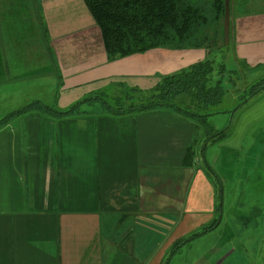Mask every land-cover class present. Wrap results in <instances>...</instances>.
I'll list each match as a JSON object with an SVG mask.
<instances>
[{"label": "crops", "instance_id": "obj_1", "mask_svg": "<svg viewBox=\"0 0 264 264\" xmlns=\"http://www.w3.org/2000/svg\"><path fill=\"white\" fill-rule=\"evenodd\" d=\"M229 9L231 57L257 80L264 76V0H229ZM50 35V52L1 47L0 85L43 87V75H52L45 63L58 62L55 94L38 97L59 111L97 92L145 95L160 77L204 59L200 50L154 49L108 64L102 46L84 42L76 45L83 53H72V47L58 44V35ZM30 99L40 102L27 96L23 104ZM87 104L81 114L33 111L0 127V264H143L133 251L139 243L156 245L157 237L166 236L162 247L168 248L206 221L220 224L221 191L204 169L216 155L215 167L229 168L242 136L235 144L218 143L205 159L195 146L205 126L178 111L118 115ZM251 113L244 119L248 128L257 124H251L258 116ZM235 114L223 117L228 136ZM249 147H264V135ZM162 259L156 255L153 264Z\"/></svg>", "mask_w": 264, "mask_h": 264}, {"label": "rangeland", "instance_id": "obj_2", "mask_svg": "<svg viewBox=\"0 0 264 264\" xmlns=\"http://www.w3.org/2000/svg\"><path fill=\"white\" fill-rule=\"evenodd\" d=\"M189 1L194 5L198 4L195 3V0ZM206 4L208 6H205V3L197 6H205V15L208 18H212V6L208 2ZM91 21L83 0H0V48L7 46L12 49H43L46 52L48 50L50 52L51 45L49 43L52 42L50 34H55L59 37L58 44L72 47L70 49L72 53H83V49L80 52L77 51L79 49L77 46L84 42H87L89 47H95V44L99 47L102 46L99 29ZM207 28H210V24ZM91 42L94 44H91ZM13 43H19L20 45L13 46L11 45ZM188 50H200L204 58L202 61L208 59V56H213L212 59L214 58L217 62V71L212 74L214 78L212 83L214 84L219 76L217 72L222 70L224 73L222 86L227 91L232 90V94L229 92L230 94L225 95L222 103L216 109H208L211 115L204 118L206 125L200 123L205 127L200 129V134L198 132V135L195 137L197 140L195 146L201 147L199 156L202 158L200 153H204L205 159H207L211 152L216 151L218 143L211 144L209 136L212 132H219L227 127L228 118L226 120L223 118L225 114L236 112L235 115L237 116L235 122L232 121L231 123L235 125L234 129H230L229 136L223 141H231L235 144L236 139L242 136L240 141L241 147L238 149L237 147H233L237 150L234 156H230L229 168L228 166L223 167L219 164L221 168L217 169L215 164L218 161V155H216L213 162H210L206 169H204L207 178H212L217 186V190L221 191L223 201L220 224L214 230L190 240L178 250L174 249L180 245V242L172 244L168 248L162 247L163 241L166 238L164 236L162 241L159 240V237L156 238V245L150 243L152 245L143 246L139 243V247H134V254H138L137 259L143 262V264H153V259L158 254L165 256L161 264H264V147H249L259 135H264L262 132L264 117H261V114L264 113V96H260L264 94V90L254 96V100L247 105H239L242 96L248 94V87L255 82L254 78L256 75L250 77L253 73H250V75L244 71L242 73V69L237 66L238 63L231 57V49L220 51L214 47L209 51L207 48L173 51ZM136 55L132 54L111 62L106 61L108 64H111ZM50 57L54 62H57L55 57ZM224 58H226V62ZM219 61L221 63L225 62L222 65V69H218V66H220L218 64ZM45 65L47 67L44 71L48 70L52 75L49 77L43 75L46 81L43 87L35 88L33 86L35 82H25L23 87H19V83L8 87L5 84L0 85V120L7 114L32 103L33 101L31 100L34 99H30V102L23 104L27 96H36L41 103L52 108L49 102L38 96L42 95L48 98V95L53 96L55 94V86L61 80L58 72L59 65L58 62L45 63ZM191 65L186 67V69ZM20 70L26 71L27 69L22 67ZM33 77V75H29L27 81H31ZM1 81L2 73H0ZM241 90H243L242 94L239 92ZM124 93L129 94L127 91ZM115 96L116 93H108L105 98L107 104L114 108L122 104V102L119 104L114 102L113 97ZM230 96L232 97L230 98ZM140 99L142 97L135 98L131 95V98H126L122 105L129 106L133 103L136 104L141 102ZM261 101L262 104H259ZM174 103H178L181 108L188 111H192L193 109L189 98H178ZM94 106L100 108L101 103L97 102ZM88 108L89 105L85 104L81 110L83 111ZM9 110L11 111L7 113ZM251 112H256L258 115L252 116L251 124H257H255V127L248 128L244 119ZM184 116L188 117L185 114ZM236 124L238 125L237 127ZM202 147L208 148L202 149ZM254 148L255 150L253 151ZM236 154H238L237 159L235 157ZM200 164L202 165V160H200ZM255 208L258 210L257 214L252 210ZM218 213L219 211H217ZM214 222V220L206 221L202 226H207ZM202 226L196 229L195 232L200 233L203 228ZM190 234L192 233L190 232L185 236H189Z\"/></svg>", "mask_w": 264, "mask_h": 264}, {"label": "trees", "instance_id": "obj_3", "mask_svg": "<svg viewBox=\"0 0 264 264\" xmlns=\"http://www.w3.org/2000/svg\"><path fill=\"white\" fill-rule=\"evenodd\" d=\"M83 3L99 29L103 51L108 62L132 54H143L154 49L207 48L208 51L214 47L220 51L231 49L230 43L225 46L223 42L224 0H213L212 18L205 15L207 4L201 7L192 4L189 0H83ZM217 19L218 26H214ZM209 24L210 28H207ZM224 59L226 62V58ZM224 63L219 61L218 69H222ZM216 66L215 59L209 58L191 65L188 69L162 76L151 92L139 96L142 97L141 102L129 106L122 104L126 98H131V92L128 95L124 92L117 93L113 97L117 104L122 102L116 108L107 104L105 98L108 94L104 92H97L65 111L51 109L39 101H34L3 117L0 120V127L33 111L42 110L58 116L81 114L84 113L81 110L83 105L97 102L101 103L102 112L111 114L171 109L206 125L204 118L211 115L208 109H216L227 93V90L225 91L222 86L224 81L222 70L217 72L219 79L214 84L212 83V74L217 71ZM262 90H264V76L255 80L248 87V94L242 96L239 105H247ZM184 97L191 100L192 111L181 108L178 103H174L178 98ZM227 137L226 129L225 131L212 132L209 139L211 143H220ZM218 223L215 221L213 224L202 226L200 233L194 231L195 233L191 232L192 234L189 236L176 240L172 244L180 242V245L174 250H178L197 236L214 230Z\"/></svg>", "mask_w": 264, "mask_h": 264}, {"label": "water", "instance_id": "obj_4", "mask_svg": "<svg viewBox=\"0 0 264 264\" xmlns=\"http://www.w3.org/2000/svg\"><path fill=\"white\" fill-rule=\"evenodd\" d=\"M223 40L224 45L228 46L230 43V9L229 0H224V15H223Z\"/></svg>", "mask_w": 264, "mask_h": 264}]
</instances>
